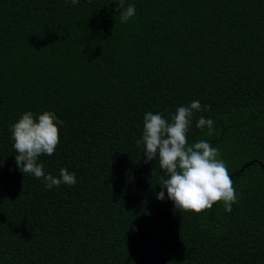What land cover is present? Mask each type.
<instances>
[{
	"label": "trees",
	"instance_id": "1",
	"mask_svg": "<svg viewBox=\"0 0 264 264\" xmlns=\"http://www.w3.org/2000/svg\"><path fill=\"white\" fill-rule=\"evenodd\" d=\"M0 0V264H264V0ZM198 100L189 143L208 141L238 203L201 213L158 200L144 116ZM55 112L39 162L75 185L47 189L15 162L10 127ZM200 116L214 131L200 130Z\"/></svg>",
	"mask_w": 264,
	"mask_h": 264
},
{
	"label": "clouds",
	"instance_id": "2",
	"mask_svg": "<svg viewBox=\"0 0 264 264\" xmlns=\"http://www.w3.org/2000/svg\"><path fill=\"white\" fill-rule=\"evenodd\" d=\"M72 5L79 0H70ZM116 11L120 22L124 23L135 15L134 5H126L125 0H116ZM211 105L202 106L198 100L187 106H180L170 118L162 113L148 112L144 116L142 140L145 163L156 160L164 176L161 177V191L157 199L167 198L174 203V211L201 213L211 209L217 202H223L225 212L232 211L238 203V194L233 187L227 165L220 159L218 148L206 140L189 143L187 133L193 122L195 112L210 111ZM59 120L52 111L42 114L25 112L10 127L11 139L15 149V162L25 175L30 174L45 182L47 189L61 184L75 185L76 175L66 168L59 170L58 176L46 173L39 162L42 155L52 156L59 143ZM200 130L207 128L208 135L214 131V121L200 116L196 123Z\"/></svg>",
	"mask_w": 264,
	"mask_h": 264
}]
</instances>
